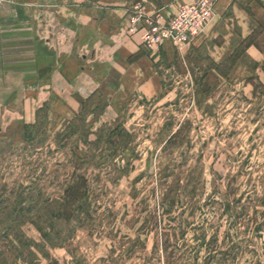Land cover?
<instances>
[{"label": "rangeland", "instance_id": "obj_1", "mask_svg": "<svg viewBox=\"0 0 264 264\" xmlns=\"http://www.w3.org/2000/svg\"><path fill=\"white\" fill-rule=\"evenodd\" d=\"M196 1L126 0L159 95L98 96L60 122L44 107L25 138L0 132V264H264V0H234L254 28L225 60L170 61L171 41L144 36Z\"/></svg>", "mask_w": 264, "mask_h": 264}, {"label": "crops", "instance_id": "obj_2", "mask_svg": "<svg viewBox=\"0 0 264 264\" xmlns=\"http://www.w3.org/2000/svg\"><path fill=\"white\" fill-rule=\"evenodd\" d=\"M33 2L0 4V132L4 137L14 142L25 138L44 107L51 121L60 122L81 117L98 96L103 101L95 107L106 103L107 95L120 100L131 92L151 97L163 91L154 54L144 52L141 34L127 32L126 0L113 6L102 2L48 5L42 0H36L35 6ZM254 18L264 21V13H254ZM251 19L234 0H218L214 18L200 37L180 51L166 42L161 54L171 61L177 50L208 51L220 63L250 35ZM258 54L256 47H249L242 64Z\"/></svg>", "mask_w": 264, "mask_h": 264}, {"label": "built area", "instance_id": "obj_3", "mask_svg": "<svg viewBox=\"0 0 264 264\" xmlns=\"http://www.w3.org/2000/svg\"><path fill=\"white\" fill-rule=\"evenodd\" d=\"M2 1L5 0H0V4ZM214 15V0H198L172 16L168 23L154 27V31L144 38L148 44L156 47L171 41L182 50L201 36Z\"/></svg>", "mask_w": 264, "mask_h": 264}, {"label": "trees", "instance_id": "obj_4", "mask_svg": "<svg viewBox=\"0 0 264 264\" xmlns=\"http://www.w3.org/2000/svg\"><path fill=\"white\" fill-rule=\"evenodd\" d=\"M255 44V40H251L249 43H247V46L246 47H251Z\"/></svg>", "mask_w": 264, "mask_h": 264}]
</instances>
